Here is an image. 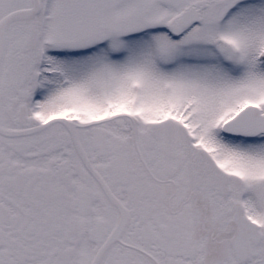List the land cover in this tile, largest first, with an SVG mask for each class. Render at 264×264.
Segmentation results:
<instances>
[{
  "label": "snow or ice",
  "instance_id": "obj_1",
  "mask_svg": "<svg viewBox=\"0 0 264 264\" xmlns=\"http://www.w3.org/2000/svg\"><path fill=\"white\" fill-rule=\"evenodd\" d=\"M0 264H264V0H0Z\"/></svg>",
  "mask_w": 264,
  "mask_h": 264
}]
</instances>
